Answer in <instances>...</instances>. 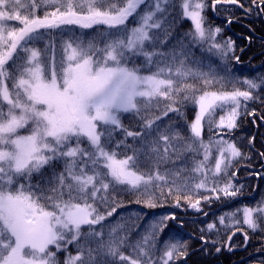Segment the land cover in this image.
<instances>
[{
    "label": "snow or ice",
    "instance_id": "obj_1",
    "mask_svg": "<svg viewBox=\"0 0 264 264\" xmlns=\"http://www.w3.org/2000/svg\"><path fill=\"white\" fill-rule=\"evenodd\" d=\"M218 6L239 8L245 18L264 16V0H211L213 12ZM208 7L207 0H0V264H186L187 242L160 240L174 213L158 217L136 241L123 225L106 229L104 221L121 206L118 190L136 193V203L153 209L168 198L179 207L183 193L197 212L201 199H233L242 192L229 169L250 157L221 133L230 136L242 116L255 123L258 114L248 111V102L260 100L264 76L241 79L231 72L228 58L240 62L235 41L218 39L223 29L206 26ZM234 19L240 18L228 16L226 24ZM179 20L192 28L170 43ZM73 26L99 28V37L84 39ZM56 31L59 57L51 36L43 49L33 46ZM198 45L225 62L224 75L195 57ZM187 103L198 109L188 137L174 124L158 123L169 113L183 116L176 105ZM218 110L223 114L217 119ZM125 115L139 131L124 125ZM206 127L212 133L207 142ZM213 152L214 166L207 167ZM188 153L191 167L186 160L178 165ZM202 190L212 197L193 201L187 194ZM219 223L232 231L216 253L231 251L237 232L246 246L243 226L264 231V199L221 215ZM213 230L219 231L209 223L207 231ZM199 239L205 250L218 244ZM69 245H75L74 255Z\"/></svg>",
    "mask_w": 264,
    "mask_h": 264
},
{
    "label": "trees",
    "instance_id": "obj_2",
    "mask_svg": "<svg viewBox=\"0 0 264 264\" xmlns=\"http://www.w3.org/2000/svg\"><path fill=\"white\" fill-rule=\"evenodd\" d=\"M150 3V1H148ZM209 7L205 10L204 15L206 16V26L211 25L214 27H221L223 33L218 39L231 38L235 41V55L240 57V62L237 63L231 57L228 58V66L231 72L243 78H255L259 76H264V16L255 17L249 16L245 18V14L239 8H234L231 11L217 7L216 12H213L211 8V0H207ZM245 2V0H241ZM246 3V7H247ZM178 11V9H177ZM42 15V13H38ZM239 17L240 19L231 25L226 24V17ZM135 21L130 20L129 26H132ZM19 27V24H15ZM77 35L82 36L84 39L98 38L99 28L93 29H79L73 26ZM192 28V24L188 20H179L175 25V32L173 35V41L175 38L180 37L183 33L187 32ZM59 31L51 32L47 34L41 41L37 42L35 47L44 48L46 42H48L49 36L55 39L57 44H60L61 35L58 34ZM246 37H251V42H249ZM58 53L59 47H57ZM57 53V54H58ZM194 55L197 59H204L210 63L214 68L217 69L220 75H224L222 71L224 61L217 55L208 52H202L201 47L198 45L194 49ZM138 63L140 61H137ZM204 71H208L204 68ZM186 83H194L193 81H186ZM244 89V85H237ZM216 90V89H209ZM230 90V87L229 89ZM257 93H254L256 95ZM260 100L248 102V111L253 109L257 112V117L255 123H253V117L242 116L238 120L239 127L231 133L229 136L227 133L222 132L225 139L235 140L237 145L241 148L242 152L245 153L249 159H237L233 161L232 167L229 169V173L235 171L236 178L233 181L237 186L243 185L241 194L233 199H221L217 200L214 197L210 201H204L201 199V211L197 212L191 209L187 205V201L183 199V193L181 194V203L177 207L172 198H168L163 202V206L157 208H148L144 204L136 203V200L140 197L136 193L129 191H117L115 193V198L118 203L121 204L117 208L116 213L112 217H109L104 221L105 228L112 226H121L128 230L129 238L131 241L139 240L140 237L145 233V231L150 227V224L156 220L158 217L163 215L175 214V221H168V228L164 230L161 235L160 240L163 241L169 236H175L182 242H187L189 256L186 258V264H261L264 260V251H258V249H264V231L256 230L252 231L243 226V230L248 232L249 240L245 246L244 237L241 232L233 236L230 246L232 250H227L226 247H222L220 253L215 252L216 246L224 245L227 240L228 235L231 234L232 229L225 228L220 225L219 217L225 215L226 213H232L237 208L242 207H254L258 202L264 199V175L257 176L256 173H264V158H261L259 153L264 152V122L259 120V115H264V88L259 90ZM176 107H180L183 116L177 113H169L167 117L162 118L158 123L161 126L167 125L169 123L174 124L176 128L180 131L181 135L184 137L189 136L188 123L194 120L196 111L198 110L195 105L187 103L186 105L177 104ZM223 113L219 110L217 111V119L219 115ZM159 115V112L155 113ZM124 125L128 126L132 131H139V126L132 127L136 123L131 115H125L122 118ZM258 125V127H257ZM212 135L211 132L205 128L203 132V139L205 142L208 141L209 136ZM255 136L256 139L253 141L252 145L248 144V140ZM120 138L119 133L117 134V139ZM128 143H132L131 138ZM118 152H122L123 149H117ZM131 154V153H128ZM215 152H213V159L209 161L207 167H213L215 163ZM193 159L191 153L185 155L183 160L177 161V164H182L184 161H189L187 167H191L190 161ZM195 159H202L201 156H196ZM59 168V166H58ZM142 170L143 167H142ZM38 179L34 177L35 180ZM226 182L224 179L220 180L222 185ZM192 196L193 201L202 196L212 197L211 192L201 191L199 196L193 195L191 192L187 193ZM160 203L159 201H157ZM207 213V215H204ZM240 219V214L237 215ZM182 222L183 227H178ZM209 223H215L216 229L212 232L207 231V225ZM228 217H225V224H228ZM264 228V224L261 225ZM204 229L202 232L201 230ZM201 235L206 236L209 240L218 241L217 245L208 244L206 246L202 244L199 237ZM94 246V245H93ZM159 247V245H158ZM239 249V250H236ZM68 252L71 254L76 253L75 245H69ZM125 254L127 250L125 249ZM66 253L60 252L58 256L61 260L64 259ZM179 264H185V261H180Z\"/></svg>",
    "mask_w": 264,
    "mask_h": 264
},
{
    "label": "rangeland",
    "instance_id": "obj_3",
    "mask_svg": "<svg viewBox=\"0 0 264 264\" xmlns=\"http://www.w3.org/2000/svg\"><path fill=\"white\" fill-rule=\"evenodd\" d=\"M148 1L151 2V0H148ZM38 13H42V11H38L37 14H38ZM42 14H43V13H42ZM130 20H132V19H130ZM133 21H135V20H133ZM14 24H15V23H14ZM16 24H19V23L16 22ZM13 26H16V25H13ZM58 35H61L60 32H58V34L56 35V37H57ZM56 45H57V47H59L58 40H57V44H56ZM59 50H60V49H59ZM59 52H60V51H59ZM57 53H58V50H57ZM59 55H60V53L57 54L58 57H59Z\"/></svg>",
    "mask_w": 264,
    "mask_h": 264
}]
</instances>
